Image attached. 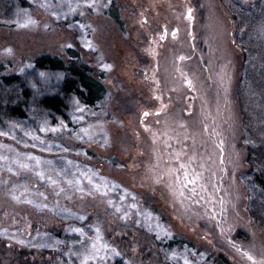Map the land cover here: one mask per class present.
<instances>
[{
	"label": "rangeland",
	"instance_id": "1",
	"mask_svg": "<svg viewBox=\"0 0 264 264\" xmlns=\"http://www.w3.org/2000/svg\"><path fill=\"white\" fill-rule=\"evenodd\" d=\"M26 1L23 8L0 0V132L9 133L0 145L11 146L0 147L10 158L0 160V264H12L17 251L36 264H81L80 241L91 251L97 227V244L109 247L100 251L105 259L87 264H217L218 255L253 264L248 253L264 264V194L255 181L264 172V0ZM69 49L106 88L94 107L64 96L60 74L34 67L41 54L68 63ZM49 93L64 99L66 120L40 106ZM17 104L24 119L11 112ZM29 153L66 167L80 184L47 171L59 184L40 179L49 166H36ZM177 153L185 162L194 156L204 177L196 196L191 186L183 197L170 187ZM17 158L36 170L13 163L9 172ZM83 172L96 173L106 190ZM172 237L189 244L169 247Z\"/></svg>",
	"mask_w": 264,
	"mask_h": 264
},
{
	"label": "trees",
	"instance_id": "2",
	"mask_svg": "<svg viewBox=\"0 0 264 264\" xmlns=\"http://www.w3.org/2000/svg\"><path fill=\"white\" fill-rule=\"evenodd\" d=\"M11 1L18 3L19 6L23 8L28 7L29 4L26 0ZM235 2L244 5L242 0H235ZM117 12V9H115L112 4L109 12L110 16L119 26H121L122 23L119 20V14ZM67 52L70 53V57L72 58L68 63L59 56L41 54L34 59V67L43 72L60 74L62 76L60 90L64 96H74L79 102L87 107L96 106L97 103L105 98L107 93L106 88L93 74L91 67L86 64H79L75 60L73 61V59L78 56L73 49H69ZM239 62L243 64L244 53H241ZM2 78L7 83L15 82L17 80L16 75H4ZM25 95H29L28 90L25 91ZM39 104L47 112L63 120L67 119L65 111L66 105L64 99L60 95L54 93L45 94L40 98ZM11 112L20 119L26 117L23 108L19 104L13 105L11 107ZM255 181L261 192L264 194V172H258L255 175ZM182 244L186 245L189 243L176 237H172L168 241L169 247H177ZM15 256L16 258L13 259L12 264H36V262L30 257V253L27 251H17ZM213 261L217 264H231L228 259L222 255L214 257Z\"/></svg>",
	"mask_w": 264,
	"mask_h": 264
},
{
	"label": "snow or ice",
	"instance_id": "3",
	"mask_svg": "<svg viewBox=\"0 0 264 264\" xmlns=\"http://www.w3.org/2000/svg\"><path fill=\"white\" fill-rule=\"evenodd\" d=\"M83 3L89 7H92V6H95L96 4V0H83ZM79 6V5H77ZM70 10H74V9H70ZM55 15V13H53ZM188 14H189V19H191V9L188 10ZM30 23H35V21H30ZM83 27V25H82ZM175 35V33H173ZM162 39L164 38L163 36L161 37ZM88 47H92L91 44H88L87 45ZM180 59H184V57H181ZM105 67H111L110 65H105ZM190 87L192 85V81L191 80H186L185 81ZM145 115H148V113H145ZM76 119H83V116H80V117H74ZM47 124V122L45 121V125ZM62 127H66V125H63V122L61 124ZM91 127V126H89ZM147 127V126H146ZM49 129L47 127H44V128H41V131H48ZM58 129L56 128H52L51 131L55 132L57 131ZM82 132H84L85 134H88V129H82L81 130ZM0 135H9V133L7 132H0ZM25 135L26 136H31L32 139L34 140H39L40 138L38 136H36L35 134L31 133V132H25ZM157 137H156V134L154 133L153 134V140H155ZM43 143V142H41ZM0 147H8L9 150H11V146H8V145H0ZM32 147H37V145L33 144ZM168 147H170V145H168ZM48 151H51V146L48 147L47 149ZM28 156V159L29 160H35L36 161V166H40L42 163L43 164H46L48 165L49 167L45 170L43 167H41V170L37 173V175L39 176L40 179H47L48 181L51 182V184L53 185H58L59 184V181L56 180V179H53V177L51 175H47L46 176V171L47 172H54L56 173L57 175H62L65 177L66 179V182L68 185L70 186H78L80 184V180L79 179H76L75 177L73 178H68L69 176V172H68V169L64 166H61V167H56V165L53 163V161L51 160H47V161H41V158L39 156H32V154H27ZM10 158L7 157V156H4V155H0V160H9ZM157 159L159 160V156L157 157ZM176 161H180L179 162V165L178 167H173V166H169L168 167V170H167V173L166 175L172 179L173 183L172 185H170V187H172L173 189V192L174 193H177L179 196L183 197L185 195V190L189 188V186H191V194L192 196H196V188L199 187L201 188L202 190L205 189V185L203 183V175L200 171H197L195 167H192V160L195 159V157H189L188 160L185 162V161H181V154L180 153H177L175 158H174ZM16 164L19 166V168L21 169H31L32 171H35L36 168L31 164V163H28V162H25V161H22L20 160L19 158L15 159L14 161H10L9 165H8V171L9 172H12L13 171V168L11 166V164ZM67 164L68 165H73V161L69 160L67 161ZM80 169L79 167L77 166V172H79ZM94 175H97L96 173H92V174H89V172H83L81 173V176L84 178V179H87L88 182L90 184H93L94 188L97 190V191H105L106 188H107V184L104 183V184H101V183H96L94 180H93V176ZM161 179V177L158 175L157 176V182H159V180ZM101 180H105L106 181V178H103L101 177ZM29 189L27 188V186L24 187V191L27 192ZM79 191H83L84 189L83 188H78ZM65 189L63 187H60L59 188V191H57L55 193L56 196H59L62 192H64ZM39 195L41 196H44L45 199H47V196L45 193H39ZM13 198L14 199H20L19 196H16V195H13ZM191 198V197H190ZM198 202V201H196ZM28 203H32L31 200L28 201ZM109 203H111V201H109ZM45 207L47 205H44ZM132 207H135V205H132ZM67 211V210H66ZM125 215H127L125 213ZM82 219V217H81ZM71 231L73 232H77V233H80L81 236H86L87 234L84 232V229L83 228H73L71 229ZM96 237L92 238V243H91V251L88 250V246L86 244V242L84 240H81L80 243L83 247V252H77L75 253L76 255L78 256H82L83 259L81 260V264H87V262L90 260V259H105V257H101L100 256V251L101 249H107L109 246L107 244H100L98 245L97 244V241L100 240V228L97 227L96 228ZM114 252V254L116 255H119L118 252H116L115 249L112 250ZM248 256V259L253 261V264H256V258L251 254V253H248L247 254ZM185 264H188L187 261H185Z\"/></svg>",
	"mask_w": 264,
	"mask_h": 264
}]
</instances>
